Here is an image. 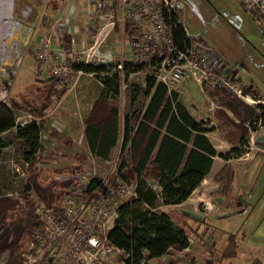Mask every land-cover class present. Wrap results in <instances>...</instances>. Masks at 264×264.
I'll return each mask as SVG.
<instances>
[{"label": "rangeland", "instance_id": "374dc122", "mask_svg": "<svg viewBox=\"0 0 264 264\" xmlns=\"http://www.w3.org/2000/svg\"><path fill=\"white\" fill-rule=\"evenodd\" d=\"M6 1H0V100L12 108L16 125L23 126L38 119L30 114L29 108L43 103L42 80L51 75H68L69 82L58 91L42 119L38 142L43 149L35 155L43 158L37 165L44 168L43 180L49 175L63 179V173L78 163L72 154H85L87 157L81 162L83 173L103 186L118 163L121 139L117 140L109 158L94 156L87 151L82 120L103 88L99 77L105 72L74 70L72 65L105 64L109 68L106 73L112 76L114 72L119 73L118 64L131 61L135 66L122 73L117 95L108 93L106 98L119 109L120 123L124 114L143 109L148 99L144 93L145 77L152 71L148 64L132 60L128 40L134 33L128 29L130 22L116 21V14L107 9L102 15L103 11L93 6L92 0H10L15 1L12 2L15 11L8 3L4 6ZM26 7L30 10L26 11ZM177 7L180 20L199 43L201 53L224 71L243 70L237 81L244 82V88L251 87L249 96L255 103L264 104V100L254 98L255 95L264 98V27L261 20L258 23L256 14L239 0H177ZM19 10H23L20 17ZM31 15H36L32 23ZM57 28L71 32L70 50L59 47ZM40 39L48 44L45 54L41 53L44 58L37 57ZM64 66L68 68L66 72L62 69ZM248 77H251L250 85ZM256 84L260 85L258 90ZM200 85L192 76H187L172 88L196 119L207 120V126H216L213 112L218 99L207 94L204 84ZM16 129L17 126L1 134L5 145L0 150V191L32 194L31 190H25L28 169L23 160L28 148L16 137ZM220 135L216 128L208 132L212 140ZM227 145L224 141L217 150L226 151ZM242 148L240 155L230 154L227 161L215 156L213 169L192 190L187 201L175 207L198 218L188 220L192 232L189 224L175 219L187 233L188 246L171 249L148 260L147 264H264V123L250 129ZM224 162L233 169L228 192L219 189L212 179L217 164L221 166ZM59 168L64 171L56 172ZM153 186L159 190L156 184ZM131 191L129 186L122 191L112 190L108 197L110 214H114L119 200ZM229 234L234 235L235 245Z\"/></svg>", "mask_w": 264, "mask_h": 264}, {"label": "trees", "instance_id": "16d2710c", "mask_svg": "<svg viewBox=\"0 0 264 264\" xmlns=\"http://www.w3.org/2000/svg\"><path fill=\"white\" fill-rule=\"evenodd\" d=\"M12 2L9 7L14 10ZM92 2H95L93 6H97L101 11L110 5L101 0ZM27 8L26 11L30 10ZM52 8L55 11L56 5ZM22 11H17L19 17ZM180 14L178 9L177 15L174 13L168 17V21H171L173 40L190 46L192 35H185L186 27L180 20ZM36 15H31L30 23ZM255 18L259 19L258 16ZM175 19L179 20L176 25ZM56 38L63 51L70 50L71 32L65 28H57ZM134 66L132 62L125 61L122 70L129 72ZM72 68L97 74L105 72L99 77L103 88L93 99L87 115L82 120L83 139L87 151L103 159L109 158L117 140L121 139L116 171L106 177L112 190L120 191L119 185L132 188V193L119 200L114 225L106 234L111 243L123 250L118 259L124 264H147L148 260L167 254L171 249L186 248L189 244L188 236L181 224L188 225V220L198 218L192 213L179 211L175 205L184 201L200 184L210 171L214 156L227 161L230 154L240 155L242 147L247 143L250 129L254 128L255 124L264 123L263 102L249 103L217 84H204L207 94L218 99L217 108L213 112L217 124L207 126V120L196 119L189 107L179 100L174 88H168L163 82H156L149 74L145 77L144 93L148 97L145 106L131 115L124 114L120 123V111L107 100L106 94L117 95L122 74L114 72L109 76L108 72L106 73L109 68H106L105 64L75 63ZM228 73L236 81L241 77L239 71ZM69 80L68 75H51L43 79V103L39 107L29 108L30 114L38 119L23 126L16 125L12 108L0 100V150L5 145L1 134L17 126L16 137L22 139L28 148L24 154V159L28 161L25 190H31L32 194L53 212L58 211L59 199L71 185L72 179H57L49 175L43 180L44 168L37 165V161L43 157L35 153L43 149L38 142L42 119L58 91ZM241 83L242 91L249 93L251 89H248L251 87L244 88V82ZM257 85L259 87V84H256V87ZM254 98L264 100L259 95ZM214 128L220 132L221 138L231 144L226 151H218L206 135ZM72 157L78 160V163L67 169L63 176L83 169L81 162L87 156L75 152ZM71 169L73 170L70 171ZM232 170L228 162H224L212 174V179L224 192L230 189ZM153 184H156L159 190H155ZM175 219H180L181 224L176 223ZM42 224L31 196L3 194L0 191V264H18L19 252L24 249L30 230ZM188 227L192 232V225L189 224ZM228 237L235 245L234 235L229 234Z\"/></svg>", "mask_w": 264, "mask_h": 264}, {"label": "built area", "instance_id": "2783aa9c", "mask_svg": "<svg viewBox=\"0 0 264 264\" xmlns=\"http://www.w3.org/2000/svg\"><path fill=\"white\" fill-rule=\"evenodd\" d=\"M101 1L110 4L107 10L116 14V21L130 22L128 29L134 33L128 40L133 48L132 60L148 64L156 82L172 88L178 80L192 76L200 86L217 84L255 103L249 93L242 91V83L233 80L228 73L234 74L236 70L224 71L201 53L193 36L190 46L173 40L168 17L174 13L177 15V0ZM239 1L259 17L257 21L261 20L264 27V0ZM106 13L105 10L102 15ZM178 23L179 20L175 19L174 24ZM145 25H148L146 30ZM184 30L186 36H191L186 28ZM39 44L37 57L44 58L41 53L45 54L48 44L43 40ZM122 64H118L120 74L127 72L122 70ZM62 69L66 72L68 68L64 66ZM23 162L27 166L28 161L24 159ZM115 171L116 167L113 173ZM63 178L72 179V183L59 199L57 212L46 208L27 191L43 224L30 230L25 247L19 252L18 264H124L118 259L123 250L106 237L116 216V212L112 215L108 210V197L112 192L110 181L99 186L101 182L86 176L82 169ZM126 187L119 185L118 188L122 191Z\"/></svg>", "mask_w": 264, "mask_h": 264}, {"label": "crops", "instance_id": "0c3cea01", "mask_svg": "<svg viewBox=\"0 0 264 264\" xmlns=\"http://www.w3.org/2000/svg\"><path fill=\"white\" fill-rule=\"evenodd\" d=\"M244 71L243 70H240L239 69V76H241V73H243ZM248 80L249 81H251V77H248ZM260 86V85H259ZM260 88V87H259ZM261 97V96H260ZM263 98V97H262ZM83 129H84V125H83ZM209 132V131H208ZM208 132L206 133V135L208 136ZM208 138H209V140L211 141V143H212V145L216 148V149H218V147H220V146H222L223 145V142L225 141L228 145H227V148L226 149H228L230 146H231V144L228 142V141H226L225 139H223V138H221V137H219V138H217V139H214V140H212L211 138H210V136H208ZM221 149H224V148H221ZM94 156H96V155H94ZM98 157V156H97ZM214 162H215V156L213 157V164H214ZM212 164V165H213ZM220 167V164H217V166H216V168H215V170H217L218 168ZM211 169H213V166L211 167ZM210 169V170H211ZM214 170V171H215ZM203 181V180H202ZM201 181V182H202ZM200 182V183H201ZM199 186V185H198ZM197 186V187H198ZM196 187V188H197ZM196 190V189H195ZM189 198V197H188ZM187 198V199H188ZM187 199H186V201H187ZM183 202H185V200L183 201ZM183 202H181V203H183ZM181 203L180 204H177V205H175V207L176 206H179V205H181ZM193 212H194V210H192Z\"/></svg>", "mask_w": 264, "mask_h": 264}, {"label": "flooded vegetation", "instance_id": "af4514ba", "mask_svg": "<svg viewBox=\"0 0 264 264\" xmlns=\"http://www.w3.org/2000/svg\"><path fill=\"white\" fill-rule=\"evenodd\" d=\"M0 1H1V0H0ZM10 2H11L10 0H7V1L4 3V6H5V7L7 6L6 3H8V5L10 6ZM1 6H2V5L0 4V8H1Z\"/></svg>", "mask_w": 264, "mask_h": 264}]
</instances>
